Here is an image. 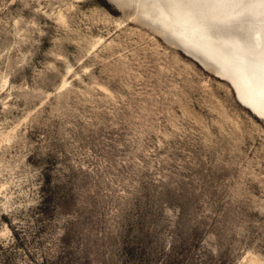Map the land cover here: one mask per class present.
<instances>
[{"label": "rangeland", "instance_id": "obj_1", "mask_svg": "<svg viewBox=\"0 0 264 264\" xmlns=\"http://www.w3.org/2000/svg\"><path fill=\"white\" fill-rule=\"evenodd\" d=\"M138 10L0 0V264H264V124Z\"/></svg>", "mask_w": 264, "mask_h": 264}, {"label": "bare ground", "instance_id": "obj_2", "mask_svg": "<svg viewBox=\"0 0 264 264\" xmlns=\"http://www.w3.org/2000/svg\"><path fill=\"white\" fill-rule=\"evenodd\" d=\"M149 1L152 2L153 15L169 27L180 41L189 42L216 62L215 72L219 75L218 77L230 84L237 100L260 118L264 124V97H261L258 87H250L248 83L249 79L256 81L257 85L259 82L260 51L264 46V32L253 31L247 24L240 23L243 39L223 36L214 42L207 38L208 34L197 23L188 21L179 9L169 3V0H146V3ZM59 16H62L61 12ZM235 41H240L245 47L243 49L234 47ZM253 41L256 45L255 68L245 62L249 58L247 45Z\"/></svg>", "mask_w": 264, "mask_h": 264}, {"label": "snow or ice", "instance_id": "obj_3", "mask_svg": "<svg viewBox=\"0 0 264 264\" xmlns=\"http://www.w3.org/2000/svg\"><path fill=\"white\" fill-rule=\"evenodd\" d=\"M169 3L179 9L188 21L197 23L208 34V39L216 31L240 23L247 24L253 31L264 32V0H169ZM234 47L243 49L245 45L235 41ZM255 47V41L247 45L249 58L245 61L253 68L256 67ZM260 57L258 85L252 79L248 83L250 87H258L261 97H264V46Z\"/></svg>", "mask_w": 264, "mask_h": 264}, {"label": "water", "instance_id": "obj_4", "mask_svg": "<svg viewBox=\"0 0 264 264\" xmlns=\"http://www.w3.org/2000/svg\"><path fill=\"white\" fill-rule=\"evenodd\" d=\"M112 1L114 4L116 5H120V2L122 0H110ZM131 2H134L137 7L139 8L138 13H143L144 15L148 16L152 21H156L158 23H160L165 29H167L169 32H171L177 39L178 37L173 33V31L167 27L166 25H164L161 21H159L154 15H153V11L151 10V6H152V2L149 1L148 3H146V0H130ZM231 29H236L238 30L235 32H231ZM242 29L241 26L235 25L231 28H227V29H222V30H218L216 31L211 37L212 41H216L217 38L223 37V36H227L230 38H242ZM180 41V39H178ZM182 46L185 47L188 50H184L182 49V51L189 56L190 58H192L193 60H195L196 62H198L203 68H205L207 70L208 65H214L215 66V70H217L216 67V62L209 56L205 55L201 50L197 49L195 46H193L192 44H190L187 41H180ZM217 77L219 75L216 74V72L214 73ZM220 78V77H219ZM224 80V79H223Z\"/></svg>", "mask_w": 264, "mask_h": 264}]
</instances>
